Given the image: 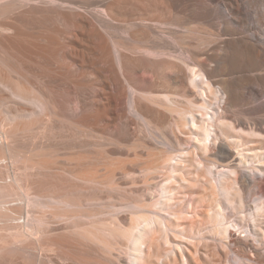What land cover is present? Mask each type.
Listing matches in <instances>:
<instances>
[{
    "label": "bare ground",
    "instance_id": "bare-ground-1",
    "mask_svg": "<svg viewBox=\"0 0 264 264\" xmlns=\"http://www.w3.org/2000/svg\"><path fill=\"white\" fill-rule=\"evenodd\" d=\"M239 1L0 0V264H264V0Z\"/></svg>",
    "mask_w": 264,
    "mask_h": 264
},
{
    "label": "rangeland",
    "instance_id": "rangeland-1",
    "mask_svg": "<svg viewBox=\"0 0 264 264\" xmlns=\"http://www.w3.org/2000/svg\"><path fill=\"white\" fill-rule=\"evenodd\" d=\"M240 5H241V7L244 9V10H247V20H249V21H251V20H253V15H254V9L256 8V6H254V5H251V4H248V3H246V1L244 0H240L239 2H238ZM261 28H263V26H261ZM206 80V79H205ZM263 99L262 98H259V103H260V101H262ZM247 172L249 173V175H251L252 177H256V176H260V177H263V175L261 174V173H259V172H257V171H252V170H250V169H248L247 170ZM250 188L251 189H257L258 187H257V185L255 184V182H252L251 183V185H250ZM262 191L261 192H259V194H258V197H263L264 196V186L262 187ZM245 198L249 201V203L251 204V205H254V198H251L248 194H246L245 195ZM225 209H224V213L227 215V216H229L230 217V221L231 222H234V216H233V212L231 211V209L229 208V207H224ZM165 215H168L167 213H165ZM22 220V219H21ZM231 229H233V230H235V231H237V233H240V230H238V227L237 226H232V225H230L229 226ZM243 230V232L241 233V235L242 236H244V235H248L249 234V232H248V228H243L242 229ZM214 257H216V256H212L211 257V262L214 260V261H216V259L214 258ZM213 258V259H212ZM208 260V263H211L210 261ZM213 261V262H214ZM125 264H131V263H129V260L127 259V261H126V263ZM228 264V263H227Z\"/></svg>",
    "mask_w": 264,
    "mask_h": 264
}]
</instances>
